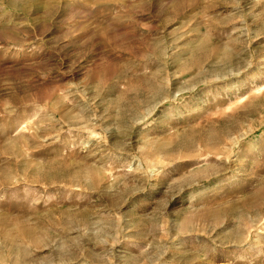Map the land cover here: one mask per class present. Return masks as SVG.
<instances>
[{
	"label": "rangeland",
	"instance_id": "374dc122",
	"mask_svg": "<svg viewBox=\"0 0 264 264\" xmlns=\"http://www.w3.org/2000/svg\"><path fill=\"white\" fill-rule=\"evenodd\" d=\"M0 264H264V0H0Z\"/></svg>",
	"mask_w": 264,
	"mask_h": 264
}]
</instances>
